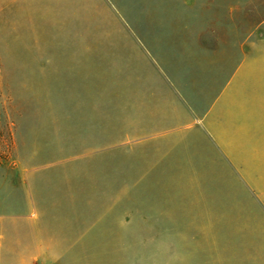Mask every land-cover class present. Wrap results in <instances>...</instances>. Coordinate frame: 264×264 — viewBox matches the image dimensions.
I'll return each instance as SVG.
<instances>
[{
  "label": "crops",
  "instance_id": "1",
  "mask_svg": "<svg viewBox=\"0 0 264 264\" xmlns=\"http://www.w3.org/2000/svg\"><path fill=\"white\" fill-rule=\"evenodd\" d=\"M120 1L131 25L114 28L89 24L83 0H52L50 14L39 16V25L50 18L61 40L14 47L40 55L44 50V58L28 66L44 59L52 67L59 59L60 68L49 73L60 81L66 105L82 107L75 113L79 123L73 127L66 121L61 131L68 138L77 129L79 148L97 145L103 134L92 120L85 122L94 113L86 108L92 109L100 80L106 81L114 102L123 91V145L130 159H139V177L157 179L156 186L171 193L173 209L205 212L187 219L210 227L204 264H264V35L252 31L245 38L233 15L229 23L227 11L197 10L196 0H185L186 10L158 0ZM116 37L124 41L125 52L119 55L110 50ZM25 63L12 61L13 66ZM12 88L17 131L12 125L13 153L0 158V264H160L144 251L77 248L85 240L84 224L63 219L59 212L83 208L64 201L65 194L78 191L68 186L77 175L37 166L40 156L29 142L25 116L29 107ZM167 177L172 181L163 185ZM180 177L203 179L209 197H196L199 180L187 185ZM212 208L219 209V217ZM218 226L219 235L212 232Z\"/></svg>",
  "mask_w": 264,
  "mask_h": 264
},
{
  "label": "rangeland",
  "instance_id": "2",
  "mask_svg": "<svg viewBox=\"0 0 264 264\" xmlns=\"http://www.w3.org/2000/svg\"><path fill=\"white\" fill-rule=\"evenodd\" d=\"M176 1L158 0L156 3L169 7L173 5V8L180 10L188 9L187 1ZM51 5L52 0H0V59H4L3 63L0 60V120H3L4 125L3 130H0V158L5 160L13 153L12 125L17 131V121L11 113L12 87H15L18 99H24L25 106L29 107L25 116L29 121V142L40 156L37 166H47L44 171L49 173L66 171L77 175L68 186L71 190L78 191L65 194L64 201L68 204L71 201L77 202L83 208L81 211H59L63 214V219L77 218L84 224L85 240L81 245L78 243L77 248L144 251L148 259L155 262L158 260L160 264H178L177 258L183 259L184 264H194L195 260L197 264H204L209 257L205 235L210 233V227L204 224L191 225L187 219L203 217L205 212L203 209H173L171 193L162 192L156 186L157 179L139 177V159H130L129 147L123 145L126 135L123 129L122 90L118 94L120 100L114 102L106 81L100 80L102 86L93 96L94 105L92 109L86 108L94 113L87 115L90 119L85 122L92 120L97 127L95 130L103 133L97 145L79 148L74 137L77 129H72L74 135L69 136V139L65 131H61L62 128H67L64 125L66 121L73 127L79 123L81 118L75 113L82 112V107L66 105L65 96L60 93V81L54 79V74L50 78L49 71L54 73L61 66L59 59L56 58L52 67L44 59L28 66V63H34L32 59L44 58V50L40 51V55L36 50L14 47L16 43L50 44L58 41L59 37L61 40V35L55 33L50 18L48 26L46 23L39 25V20H42L39 16H48ZM194 5L200 11H227L229 23L230 16L233 15L234 21L243 26L245 38L252 31L259 37L264 35V0H196ZM82 7L85 16L92 17L89 24L93 22L94 26L117 28L120 25H131L125 3L120 0H83ZM28 16L32 20L29 21ZM111 43H116L110 49L112 52H117L118 55L125 52L122 38L118 40L116 37ZM13 60L20 64L25 61L27 65L13 66ZM50 88L52 91L47 97L44 96L45 91L49 92ZM45 106L48 110L46 115L43 109ZM44 115L48 128L46 134L43 129ZM69 117V120H65ZM93 131L90 129L88 132ZM81 170L83 174H79ZM161 180L163 185L172 181L171 177ZM177 180L187 185L192 180H199L200 185H195L201 191L197 192L199 194L196 197L202 196L200 194L207 197L210 195L204 192L203 179L180 177ZM209 211L213 216L219 217L218 208ZM175 221H182V224L175 225ZM212 232L219 235L220 227H214ZM113 234L116 241H113ZM107 235H110L109 240ZM193 235L196 237L191 238Z\"/></svg>",
  "mask_w": 264,
  "mask_h": 264
}]
</instances>
